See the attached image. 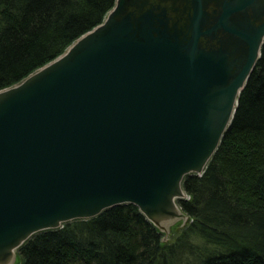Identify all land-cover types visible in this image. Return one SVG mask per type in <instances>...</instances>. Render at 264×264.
<instances>
[{
  "label": "water",
  "instance_id": "obj_1",
  "mask_svg": "<svg viewBox=\"0 0 264 264\" xmlns=\"http://www.w3.org/2000/svg\"><path fill=\"white\" fill-rule=\"evenodd\" d=\"M264 43V0H115L0 89V264L35 233L131 202L189 222L184 179L232 122Z\"/></svg>",
  "mask_w": 264,
  "mask_h": 264
},
{
  "label": "trees",
  "instance_id": "obj_2",
  "mask_svg": "<svg viewBox=\"0 0 264 264\" xmlns=\"http://www.w3.org/2000/svg\"><path fill=\"white\" fill-rule=\"evenodd\" d=\"M115 0H0V89L62 53ZM232 122L179 199L189 222L171 237L138 205L35 233L18 264H264V43Z\"/></svg>",
  "mask_w": 264,
  "mask_h": 264
},
{
  "label": "rangeland",
  "instance_id": "obj_3",
  "mask_svg": "<svg viewBox=\"0 0 264 264\" xmlns=\"http://www.w3.org/2000/svg\"><path fill=\"white\" fill-rule=\"evenodd\" d=\"M178 225H179V226H182V224H179V221H178V224H177V226H178Z\"/></svg>",
  "mask_w": 264,
  "mask_h": 264
}]
</instances>
